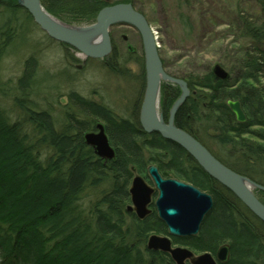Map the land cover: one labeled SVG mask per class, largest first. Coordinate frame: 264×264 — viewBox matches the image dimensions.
<instances>
[{
  "label": "trees",
  "instance_id": "1",
  "mask_svg": "<svg viewBox=\"0 0 264 264\" xmlns=\"http://www.w3.org/2000/svg\"><path fill=\"white\" fill-rule=\"evenodd\" d=\"M41 1L52 14L76 23L95 20L102 7L116 2ZM257 1L260 4V21L250 22L242 17L236 26L235 32L239 38L250 39L253 46L250 44L246 47L240 68L232 67L230 74H235V78L219 79L212 69L202 75H181L188 82L192 95L180 106L175 118L177 126L193 134L202 143L206 144L203 135L216 142L225 151L226 158L243 155L240 166L238 163L237 166H231L227 161L226 165L254 180V164L262 166L264 170V46L261 44L264 41V0ZM6 2L10 6L5 7L7 16L1 28L10 30L16 12L23 7L17 0ZM119 54L115 47L103 62L122 74L123 65ZM141 58V64L144 65L143 52ZM23 68L18 79V90L25 93L37 80L38 67L34 57L28 58ZM145 76L144 70L143 84L141 82L139 88L141 95L136 103L139 106L134 108L131 118L117 116L103 105L81 97L76 92H70L67 96V122L70 124L71 118L77 125L72 132L68 129L71 125L66 128L62 126L59 131L52 130L54 122L46 110L32 113L28 106H22L30 115L28 123L33 125V135L32 131L28 132L23 121L13 123L0 112V226L3 232H8L7 237H19L21 240L27 237L29 244L28 248L24 247L23 257L25 254L28 256L29 248L34 246L38 254L31 253L30 258L22 260L19 254L15 256L9 253L15 241L1 242L5 248L0 246V264H174L161 253L149 252L146 246L140 248L139 245L128 243L127 234L121 233L120 226L114 222L118 219V223L124 221L127 227L132 226L142 240L144 238V243L153 232L168 234V228L155 208L143 220L123 208L122 204L130 200L127 183L125 186L121 182L112 183L115 193L102 200L111 207L106 213L111 218L96 212L99 219L94 225L95 229L90 225L91 230L81 231L83 228L79 226L73 230L71 227L75 226L74 223L65 221L69 207L73 210L72 206H76V193L84 183L95 185L94 180L98 179L99 184H109L107 181L110 178L105 176V172L127 177V180H123L127 182L132 175V164L145 173L143 147L156 155L157 159L152 161L159 166L164 176L172 172L213 196L214 207L204 218L199 234L174 238L175 242L197 252L210 251L214 254L220 245L227 243L230 247L227 264H264V222L236 195L212 178L185 149L159 133H147L142 128L139 115L146 87ZM180 92L177 86L163 83L161 109L166 119ZM228 99L241 102L247 118L245 122L237 121L227 104ZM98 121H104L110 143L115 149L114 158L108 161L96 155L85 140V132L94 129ZM200 125L204 128L203 132ZM36 142H50L54 156L42 161ZM253 160L255 163L251 162ZM112 213L115 214L113 220ZM41 223H47L51 232L41 234ZM67 228L72 229L70 235L64 234ZM19 245L22 248L20 242ZM137 246L139 248L134 249ZM6 255L10 261H7Z\"/></svg>",
  "mask_w": 264,
  "mask_h": 264
},
{
  "label": "rangeland",
  "instance_id": "2",
  "mask_svg": "<svg viewBox=\"0 0 264 264\" xmlns=\"http://www.w3.org/2000/svg\"><path fill=\"white\" fill-rule=\"evenodd\" d=\"M117 1L131 3L135 10L139 9L144 13L142 14L157 33L158 52L166 74L169 76L174 75L179 79L181 75L189 73L202 75L211 69H215L217 65L221 66L227 73L229 72L228 74L232 73V67L240 68L246 54L244 49L253 42L250 39L239 38L238 33L235 32L238 21H242V17L250 22L260 21L261 16L260 4L257 0ZM17 3L19 4V0H17ZM6 6H10L6 0H0V112L4 113L11 122L24 121L28 132L32 131L31 134L33 135V125L28 123L30 115L24 112L22 108V106H28L32 113L43 110L50 113V118L54 122L51 127L52 130L59 131L62 126L66 128V126L71 125L68 127L69 131H75L76 122L71 118L70 124L67 122V110L69 109L67 96L70 92L79 93L81 97L103 105L117 116L124 118H131L132 114L134 116V108L139 106L136 103L141 95L139 88L140 83L142 82L143 84L144 70L146 73L145 59L144 65L141 64L143 42L137 29L130 25L119 23L111 27L110 34L114 46L120 52L119 58L121 65H123L121 66L123 67V73L120 74L106 66L100 58H87L84 61L82 54L77 52V50L75 51L70 44L51 38L23 6L16 12L12 25H10L11 29L1 28L7 16L5 12ZM76 24L73 26L84 27L89 26L90 23ZM261 44L264 46V41ZM31 56L34 57L38 67L37 80L33 81L30 89L23 93L18 90V79L22 75L25 61L28 58H32ZM233 75H231V78L234 79L235 74ZM231 82L233 83L234 81L232 80ZM173 84L177 88H181L180 84L176 82ZM144 94L145 90L140 106L142 105ZM70 113L73 112L70 111ZM32 121L35 122V120ZM203 130L204 128L202 127V132ZM211 133L214 134L213 130ZM203 137L205 138V146L222 164L226 165L227 161L231 166H237V163L239 166L241 165L240 159H244L242 158L243 155L239 154L240 156H237V158L228 159L224 153L225 151L221 150L216 142L211 141L205 135ZM38 144L36 142L42 161L54 156V150L50 142ZM142 152L145 158V173L139 171L132 164L130 166L132 175L127 182L123 181L127 180V177L121 178L122 175L114 176L105 172V176L110 178L107 181L109 184H99V180L94 179L98 176V178H101V176L96 174L97 177L93 178L96 181L95 185L90 183L82 185V188L76 193V206H72L74 207L73 210L69 207L65 220L66 222L74 223L75 226L71 227L73 230L78 226L83 228L81 231L89 228L91 230V227L95 229L94 225L97 224L99 219L95 215L96 212L104 213L111 218V216L106 214L111 207L105 203V200H102L110 196L111 193H115L113 182L115 184L121 182L124 186L127 183L129 194H132L131 185L134 186L139 177L143 181L145 180L149 186L154 187L152 177L148 171L150 167L158 166L152 161V159H157V157L152 151L144 150V147ZM251 162L255 163L254 160ZM254 168L256 178L259 179L255 178V182L264 186L263 167L254 164ZM158 171L164 178L162 170L158 168ZM168 175L169 178L178 180L182 178L175 176L172 172ZM192 185L198 187L195 184ZM258 196L264 204V190ZM152 198L155 200L157 194L153 195ZM241 202L247 207L242 200ZM132 204V200H128L122 206L127 208L128 205ZM136 216L141 219L139 215ZM113 217H115L114 213H112V220L114 219ZM114 222L120 226L121 233L127 234L128 243L145 248L146 242L144 243V238L142 240L137 230L132 228V226L127 227L124 221L118 223V219H115ZM39 227H41L40 233L43 235L48 231L51 232L47 223H41ZM128 228L132 229L129 230ZM72 229L67 228L64 234L69 233L70 235V230ZM7 233V231H2L1 225L0 246L5 248L1 242L10 243L15 241L11 252L9 251L11 255L16 256L19 254V257L23 258L22 260H26V258H30L31 253L36 254L34 249L36 246H34L29 248L28 256L25 254V257H23L25 253L24 247L28 248L27 244H29L27 237L21 240L19 237H7ZM86 233L92 234L91 231ZM19 242L23 245L22 248ZM172 245L175 244L172 243ZM139 246L134 249H138ZM196 253L198 254L197 251ZM6 256L7 261H10L8 255ZM172 262L175 264L174 260Z\"/></svg>",
  "mask_w": 264,
  "mask_h": 264
},
{
  "label": "water",
  "instance_id": "3",
  "mask_svg": "<svg viewBox=\"0 0 264 264\" xmlns=\"http://www.w3.org/2000/svg\"><path fill=\"white\" fill-rule=\"evenodd\" d=\"M19 2L51 37L70 44L84 56L102 58L110 54L113 47L109 29L113 24L125 23L137 28L142 36L146 60L147 82L140 110V122L143 129L147 132L157 131L164 138L187 150L212 177L230 189L264 221V204L253 191L254 187L264 189V186L222 164L198 139L175 125V114L189 96L190 89L184 80L166 74L151 26L146 17L135 10L131 3L121 2L105 6L100 10L96 23L81 27L60 21L44 8L41 0H19ZM214 72L219 78L227 79L229 77V74L219 66H216ZM162 79L176 82L182 88L181 96L175 101L170 111L168 122L164 121L163 115L158 111ZM227 103L237 120H246V114L238 100L229 99ZM98 128V132L86 134L87 142L96 147L100 156L112 158L114 149L109 144L104 126L99 124ZM149 172L160 190L156 205L159 216L167 224L170 234L185 237L198 233L205 216L213 207L212 196L192 184L177 179L163 178L156 166L150 167ZM131 191L137 212L140 216H145L149 212L147 205L150 202L153 189L139 177ZM149 247L170 251L178 264H186L185 260L189 257L192 258L194 264H216L210 254L194 258L193 253L188 249H171V242L166 237L152 236ZM219 257L222 260L227 259L226 247L220 250Z\"/></svg>",
  "mask_w": 264,
  "mask_h": 264
},
{
  "label": "bare ground",
  "instance_id": "4",
  "mask_svg": "<svg viewBox=\"0 0 264 264\" xmlns=\"http://www.w3.org/2000/svg\"><path fill=\"white\" fill-rule=\"evenodd\" d=\"M151 30H152V35H153V37L155 38V42H156V45H157V48H158V46H159V42H158V39H157V33H156V31H154L153 30V28L151 27ZM140 33V32H139ZM140 36H141V34H140ZM141 38H142V36H141ZM143 42V41H142ZM253 44V43H252ZM255 45V44H254ZM115 48V46L112 48V50ZM246 49V48H245ZM244 49V50H245ZM110 55H108L107 57H109ZM217 66H219V65H217ZM221 67V66H220ZM21 99V98H20ZM24 112H26V110L24 109ZM24 122V121H23ZM24 125H25V123H24ZM189 155H190V153L187 151V150H185ZM250 210V209H249ZM251 211V210H250ZM252 212V211H251ZM253 213V212H252ZM257 218H259L255 213H253ZM260 219V218H259ZM261 221H263L262 219H260ZM264 222V221H263Z\"/></svg>",
  "mask_w": 264,
  "mask_h": 264
}]
</instances>
